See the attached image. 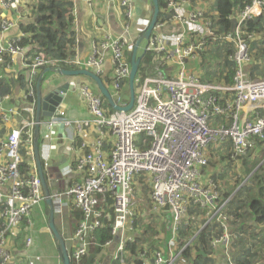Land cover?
<instances>
[{"label":"built area","instance_id":"built-area-1","mask_svg":"<svg viewBox=\"0 0 264 264\" xmlns=\"http://www.w3.org/2000/svg\"><path fill=\"white\" fill-rule=\"evenodd\" d=\"M186 2L165 0V17L155 24L152 36L144 44L146 51L157 54L158 60L140 80L129 111L108 110L97 88L83 85L80 93L89 119L72 122L64 112H58L47 121L50 125H75L77 132L92 126L96 133L91 140L77 142L71 138L79 149L76 163L68 168L74 180L67 189L53 188L50 196L57 218L67 206L82 214L77 229L67 238L73 264H81L88 254L94 243L93 232L102 226L104 217L113 222L110 237L99 255L104 262L99 264H190L195 250L193 241L205 225H216L221 230L211 240L212 250L222 247L225 264H236L231 252L226 251L237 238L226 211L230 196L222 197L225 190L214 178V170H206L210 162L208 147L222 150L224 144L230 143L229 157L236 167L250 140H264V77L250 74L249 42L260 35L245 30L247 21L264 15V0H247L240 10H234L228 16L234 21L229 30H220L215 21L213 0H208L202 9H187ZM0 5L7 8L10 3L0 0ZM121 5L120 33L112 35L98 28L102 36L92 41L85 63L104 72V51H111V97L116 105L124 106L128 99L123 86L130 72L126 51L137 36L132 32L130 2L122 0ZM169 25H174L172 31L163 33ZM14 26V21L0 18V62L9 63L14 56L25 54V46L20 44L23 35L4 37ZM218 45L224 49L222 60L233 63L232 84L225 83L223 77L202 81L203 71L195 66L203 63L206 59L201 57ZM62 64L81 62L72 55L49 60L43 52L32 49L24 66L32 76L42 67L55 71ZM25 93L28 102L21 107L11 101L10 94L0 98V119L7 122L12 116L19 117L15 127L0 140V264H20L13 253V238L23 225L31 224L32 211L39 208L46 218L36 170L29 177L19 171L24 155L28 164L35 166V90L31 79ZM140 135L145 137L140 139ZM147 138H151L149 145ZM40 156L43 168H48L50 153L40 152ZM108 203L113 218L99 208ZM139 205L144 209L138 210ZM190 207L198 211V230L189 239L181 240L179 226L188 221ZM201 220L206 222L200 225ZM161 221L165 223L162 225ZM164 224L168 229H164ZM140 235L148 240L137 241ZM153 240L158 242L154 249ZM30 244L29 237L26 246ZM131 244L135 245L134 251L128 247ZM187 247L191 248L189 258L184 256Z\"/></svg>","mask_w":264,"mask_h":264},{"label":"trees","instance_id":"trees-1","mask_svg":"<svg viewBox=\"0 0 264 264\" xmlns=\"http://www.w3.org/2000/svg\"><path fill=\"white\" fill-rule=\"evenodd\" d=\"M34 3L33 5V14L34 18L29 23H21L20 24V30L23 34L20 44L24 45L29 48L35 49L36 52H43L47 59L49 60H61L66 57H69L70 55H73L72 49H74L75 46V40L76 37L74 36V30L72 29L73 25V15L71 14V8H72V2L71 0H32ZM159 5V15H158V21L161 20L163 16V9L166 6L165 0H157ZM247 0H213V8L215 9L216 15H215V21L219 24L220 30H229L232 27H234V21L230 20L228 16L234 11V10H240ZM145 30V29H144ZM143 30V31H144ZM245 30L246 33H252V34H259V39H254L249 42L250 47V74L254 78H262L264 77V15L255 17L245 24ZM140 34L143 33L142 29L139 30ZM172 30H166V33H170ZM222 46H216L213 49V52L216 57L221 58V53L223 51ZM131 58V52H128L127 59L130 61ZM158 60V56L153 51H146L137 73V77L135 79V85H139L140 80L146 76L147 73L152 71V68L156 61ZM202 65L204 72V81H209L211 78H214L215 76H220L224 78V82L228 84H232V77H233V63L229 62L227 59L224 60V67L221 69V72L216 69H211L210 65H205L203 62ZM51 67V66H50ZM61 67H67L66 65L62 64ZM52 70V69H51ZM54 71V70H52ZM219 72V75H218ZM10 92L9 86L3 85V83H0V98L4 96L5 94H8ZM127 89H126V98H127ZM104 106L112 111V107L107 103L106 99L103 98ZM264 114V112H262ZM79 142V141H77ZM264 143V140H257L253 139L251 142H248V149L245 155H243L240 160L242 162L236 164V167L240 165V167L243 166L247 169V173L249 174V178L245 184H241V182H237L234 184V188H239L240 190H245L246 196L243 197L244 199L247 197V203L246 206L248 208V212L252 213L253 221L250 222V217L248 215L247 218L249 220L248 223L243 224L242 221L238 223V227H244V233L247 231V226L257 224L262 225L264 228V147L262 148H256L257 145L261 146V144ZM252 148L257 151V155L259 154L261 159L257 160V162L252 164V167L249 168L246 164L249 163L248 156L250 155ZM224 150L227 151V157L223 158L224 155L221 154L220 157L218 156V159L221 160L220 162L224 165L225 168H231L234 164L230 161V143L226 144L224 146ZM23 151V150H22ZM250 151V153H248ZM24 155V151H23ZM223 155V156H222ZM216 156V155H212ZM262 163V164H261ZM27 164V165H26ZM27 160L25 159V155L23 157V160L19 164V170L23 177H29L30 175V168ZM238 169V168H237ZM249 181V183H248ZM241 186V187H240ZM232 188V187H231ZM237 193V192H236ZM109 199V198H108ZM99 200H101V197H99ZM242 201V202H243ZM44 204V213L48 215V208L45 202ZM99 208L103 209L104 214H109L113 218V211L112 208L108 205H99ZM242 208V207H241ZM246 214V208H242ZM198 211L195 209V207H190L189 209V219L186 223H183L179 226V236L181 240H187L189 239L195 231L198 229L195 228L197 225V214ZM234 219L239 220L243 215L238 212V209L234 211L233 213ZM201 216V215H200ZM68 233L73 234L74 231L77 229L79 222L81 221L82 214L78 209H71L68 214ZM197 219V220H196ZM196 220V221H195ZM140 223V220H138ZM113 219L110 221H107V219L103 218V224L101 227L97 228L95 232H93V244H91L88 254L83 258L81 261V264H99V262H104L101 257H99L103 244L109 239L110 237V224H112ZM206 221H202V224ZM57 226V222H56ZM216 225H205L203 228L200 229L199 233L197 234L196 238L193 241V248L194 250V256L192 259H190V264H214V260L211 259V240L213 239L214 233L215 236L220 234L221 230L220 228H217ZM164 229H168V225L164 224ZM219 229V230H216ZM60 231V229L58 228ZM264 231V230H262ZM155 233V231L153 230ZM218 232V233H217ZM24 234L26 232H23L22 234H18L16 237H14V246L20 250L23 247L24 243ZM251 236L254 239H257V244L253 243L252 247L254 246V251H250L249 249L246 251L245 254H243V257H238V259L234 258L233 260L236 264H251V260L249 257V254L251 257H253L255 254H257V250L260 249L258 246H262V250L264 251V235L262 236L260 232L255 233V231H251ZM261 235V236H260ZM241 238V236H240ZM147 241L148 238H146L143 235H140L137 237V241L143 242ZM158 242L156 240H153L151 246L154 249ZM71 245V243H70ZM57 246V245H56ZM66 246L69 248V246L66 244ZM232 249H237L231 245ZM131 250H135V245L131 244V246H128ZM69 251H71V248H69ZM190 251L191 248L187 247V249L184 251V256L186 258L190 257ZM250 251V252H249ZM196 252V253H195ZM232 252V251H231ZM233 254V252H232ZM259 255V254H258ZM70 264H73L70 262ZM116 264V263H113ZM219 264H225L221 261Z\"/></svg>","mask_w":264,"mask_h":264},{"label":"crops","instance_id":"crops-1","mask_svg":"<svg viewBox=\"0 0 264 264\" xmlns=\"http://www.w3.org/2000/svg\"><path fill=\"white\" fill-rule=\"evenodd\" d=\"M9 1V7L5 8L0 5V18H6L14 21L15 26L11 28L7 33H5L4 37L10 38L12 36H20L23 35L20 30L21 23H29L34 18V10H33V1L32 0H6ZM119 0H92L91 5L85 0H73V25L72 29L74 30V36L76 37L75 46L72 57L81 58L83 61L87 59V57L91 54V46L92 41L96 40L97 37L102 36V31L98 28H104L107 32L112 35H117L120 33L121 22H122V8L118 3ZM135 1V0H133ZM149 3L150 0H148ZM142 4L147 7L144 0H141ZM188 8L187 9H202L207 6L208 0H187L186 2ZM152 5V4H151ZM212 7V5H211ZM166 8V6H165ZM165 8L163 9V17H165ZM214 9V8H213ZM136 17L140 19H144L143 22H135ZM144 15L141 17L135 13V17L132 21V32L133 34H137L136 28L143 26L145 23ZM136 23V24H135ZM174 25H169L163 29V33H166V30H171ZM33 48H29L25 46V54H18L14 56L13 60L8 63L7 60H2L0 62V83L3 85L9 86L11 101H13L18 107L27 104L26 93L25 90L28 87V82L31 79L33 83L34 90L36 88V83L39 78H41V89L42 91H47L51 88L61 87L67 84V91L64 93L62 101L60 102L56 114L58 112H64L65 118L70 121H81L87 120L90 117L89 111L87 109L86 103L81 97L80 87L82 85H89L96 89L92 79L87 77L86 75L81 74H63L58 71H52L48 67H42L36 71L34 75H30L28 69L24 66V63L28 60V57L31 56ZM128 52H130L131 47H128ZM141 51V50H140ZM126 54L127 51H126ZM71 57V55L69 56ZM193 61L190 60L189 64H192ZM199 68L203 69L202 61L201 63L195 64ZM111 51H104V83H108V76L111 73ZM63 69L68 70H78V69H86L85 66L81 67H72L67 66L63 67ZM126 89V88H125ZM97 90V89H96ZM85 117V118H84ZM48 118L43 117L40 121L39 125V142H40V152L41 155L44 152H49L51 157L49 159V163L51 167H57L62 174V180H67L68 185L71 184L74 180V176L72 173L68 171L70 166H73L78 159V150L76 149V143L73 145L72 137H75L79 141L80 140H91L95 137L96 133L92 126L84 127L82 131L77 132L75 125L66 126L63 123L58 122L56 125H50L47 123ZM19 117L12 116L7 122H3L0 119V140H2L5 135L9 132V130L18 123ZM78 136V137H77ZM76 149V150H75ZM221 162H218V166ZM222 164V163H221ZM30 165V173L33 174L36 170L33 164ZM49 166V167H50ZM223 169L225 168L222 164ZM238 168V169H237ZM242 168L240 165L238 167H229L226 168L228 171V175L225 181L229 184H235L232 182L231 173L238 172ZM216 167L209 169L213 172ZM32 171V172H31ZM37 173V170H36ZM62 180L60 182H62ZM57 188V186L53 187ZM50 189V191L53 190ZM237 189V190H236ZM235 194L239 188H236ZM234 194V196H235ZM233 196V195H232ZM42 210L44 209V204L42 203ZM72 208L67 206L64 208V213L60 217V220L66 219L68 220L69 211ZM238 208H234L236 210ZM238 212L242 214V211L238 209ZM47 216V215H46ZM59 218V217H58ZM242 218V217H241ZM42 221L44 222V218L41 215V209L35 208L31 214V224L28 226L29 236L32 237L33 242L30 247L24 248V246L18 250L15 246V249L19 251L20 255V264H28L29 261L32 264H61L59 255L57 254L54 257L51 254L50 248L46 251L44 248V240L42 239L47 235V225L43 227L41 225ZM251 222V221H250ZM245 223V222H244ZM246 224V223H245ZM256 228L259 229L258 232H261L263 229L262 225L253 224ZM247 232H245L246 234ZM244 234V235H245ZM27 234H24V238ZM241 236V235H240ZM42 239V241H40ZM36 242V243H35ZM35 246V247H34ZM56 246V245H54ZM71 246V245H69ZM41 250L45 254H32L34 250ZM32 250V251H31ZM58 252V250H57ZM222 250L217 249L211 253V256L217 260L218 264L221 263L222 259Z\"/></svg>","mask_w":264,"mask_h":264},{"label":"water","instance_id":"water-1","mask_svg":"<svg viewBox=\"0 0 264 264\" xmlns=\"http://www.w3.org/2000/svg\"><path fill=\"white\" fill-rule=\"evenodd\" d=\"M152 3V14L149 20V23L146 29L141 33L135 42L131 45V58H130V72L128 77V101L127 104L124 106L116 105L107 89L104 85L100 77H98L92 70L86 69H78V70H68V69H59L55 70L61 72L63 74H81L86 75L87 77L91 78L94 82V85L98 88V91L101 95L106 99L107 103L115 110H124L129 111L134 103H135V79L137 77V73L139 70V66L141 60L146 52V47L143 46L141 53H139V49H141L142 44L148 42L150 36L153 34V30L155 24L158 20L159 15V5L157 0H150ZM41 78L37 80L36 88H35V120L36 125L34 129V140H33V150H34V162L35 167L37 170V175L41 181L42 192L44 195V202L48 208V228L51 232V235L54 239L55 244L57 245L60 261L62 264H70V256L68 253V249L66 247L65 239L61 232L58 230L55 224V216H54V205L51 199L50 189L57 186V189H67L68 188V181L62 180L60 170L57 167H48L43 168L41 163V156H40V142H39V125L40 121L43 117H47L49 121L50 117L53 116L62 101L64 93L67 91V84L51 88L47 91H42L41 87ZM62 180V182H60Z\"/></svg>","mask_w":264,"mask_h":264},{"label":"rangeland","instance_id":"rangeland-1","mask_svg":"<svg viewBox=\"0 0 264 264\" xmlns=\"http://www.w3.org/2000/svg\"><path fill=\"white\" fill-rule=\"evenodd\" d=\"M144 1H145L144 4H146L148 6V9H147V7H145L142 4L141 0L133 1L134 2V8H133L134 14L137 13L140 17L142 15H144V17H146L147 15H149L150 9L152 10L151 3H149L148 0H144ZM145 20L148 21L149 20V16L147 18H145ZM140 21H141V19L139 17H136L135 22H140ZM145 24H146V22H145ZM141 27H142V25L140 27L136 28V31L139 34H140L139 30H141ZM131 48H132V46H131ZM140 50L141 49H139V52H141ZM208 56H211L214 59H217V57L215 56L214 52L211 53L210 55H205L204 54V56H202L201 58L202 59L203 58L207 59ZM135 87H136L135 88V92L137 94V85H135ZM218 94L220 96L223 95L220 92ZM221 101L223 102L222 99H221ZM251 141L252 140H250V142ZM224 146H226V144L223 145L222 150H221L220 147L219 148L218 147H213L211 145L208 147V151L210 153V155H209L210 162H209L208 166L206 167V170H209V169H211L213 167H216V169L214 170V174H215L216 177L214 176V178L216 179V181H219L222 184L221 187H223V189L225 190V192H223L222 197L226 198L228 196V199H229V196H230L229 203L226 206V211L229 213V217H231V220H230L231 231L234 234L237 235V238L232 242V244H233V246L235 248H238V249H237V251H236V249H232V252H233L232 255H234L235 259H238L239 256H241V258H242L243 254H245L248 249L250 251H254V246L252 247V245H253V243L257 244L258 242H257V239L252 238L250 233H251V231H255V233H257L259 231V229L256 228L254 225H249V227L247 226V228H246L247 229V231H246L247 233L245 234L244 233V227H241V226L238 227L237 226L238 223H240V221H242L243 224H245L244 221L246 223L249 222V220H248L246 215H248L250 217V221H253V218H252L253 215H252V213H249L248 212V208L245 207L246 203H247V200H248L247 197L243 201V197L246 196V193L244 192L245 190L244 191L243 190L237 191V193L235 194V191L237 189L234 188V186H233L234 184H229V183H226V181H225L226 177L227 176L229 177L228 171L226 170V168L223 169V167H221V166L219 167L218 164H217L218 162L221 161V160L218 159V156L220 157V155L223 154L224 155L223 158L227 157V155H226L227 151L224 150ZM262 147H264V143H262L261 146H259V145L256 146V148H262ZM248 153H250V151H248ZM214 154L216 156H212ZM261 157L262 156H260L259 154L257 155V151L252 148V151H251L250 155L248 156L249 163L246 164V165L249 168H251L252 164L257 162L258 158L260 160ZM220 158L223 159L222 157H220ZM228 162H231V164H232L233 161H228ZM239 162H242V161L239 160L238 163ZM233 168H235V166ZM263 169H264V167H263ZM238 172L240 173V175H238V173L236 171L231 173L232 174L231 175L232 182H235V184L237 182H241V184H245L247 182L248 178H249V176H248L249 174L247 173V169L243 166V164H242V168H240V170ZM248 183H249V181H248ZM234 194H235V196H234ZM227 200L225 202H227ZM241 207L242 208H246L247 214L245 212H243L244 210ZM234 208H238L240 211H242L243 217L240 218L239 220H235L234 219V216L232 214L234 211H236V210H234ZM137 209L141 211L142 209H144V207L139 205L137 207ZM163 219H165V217H163L162 219H160V217H158V220H163ZM55 220L57 222V227L60 229V232L66 237L70 236L71 234L68 233V225H67L66 219L60 220V218H56L55 217ZM202 221L203 220H201L200 225L202 224ZM165 222H166V220H165ZM165 222L161 221V224L163 225V223H165ZM153 223H154V225H156L158 223L157 218L153 219ZM41 225H43V227L45 226L43 221H42ZM162 229H163V226H162ZM153 230L154 229H152V235H155L156 232L154 233ZM262 230H264V228ZM262 230H261L260 233L263 236L264 235V231H262ZM213 233H214V235L216 234L215 232H213ZM240 235H241V238H240ZM234 236L235 235H233V237ZM42 239H45L44 242H43L45 250L47 251L48 248H50L49 252L51 254H53L54 257H56V255L58 254V252H57L58 249H57L56 246H54L55 244L53 242V239H52L50 233L47 232V235L44 236ZM42 239L40 241H42ZM258 247H260V249L257 250V254H255L253 257H251L250 253H248L249 257H250V260L252 261L251 264H264V251L262 250V246H258ZM226 251L229 252V250H226ZM34 253L45 254L41 250H36L35 248L32 251V254H34ZM222 254H223V252H222ZM211 259L214 260V264H218L217 260H215L212 256H211Z\"/></svg>","mask_w":264,"mask_h":264},{"label":"clouds","instance_id":"clouds-1","mask_svg":"<svg viewBox=\"0 0 264 264\" xmlns=\"http://www.w3.org/2000/svg\"><path fill=\"white\" fill-rule=\"evenodd\" d=\"M152 4V3H151ZM160 12V11H159ZM215 15H216V13H215ZM157 22H159L158 20H157ZM156 22V23H157ZM211 53H213V52H211ZM211 53H209V55L211 54ZM223 61V62H222ZM204 63H205V65H210L211 66V69H216V70H218V71H220L221 72V69L224 67V65H223V63H224V60H222V58H218L217 57V59H214L213 57H211V56H208V58L204 61ZM61 69H63V67H61ZM202 71H203V74H202V76H201V79H202V81H204L203 80V77H204V70L202 69ZM218 75H219V72H218ZM221 78L220 76H215L214 78ZM213 78H211L209 81H211ZM209 81H207V82H209ZM138 87V86H137ZM136 88V87H135ZM135 97H136V94H135ZM127 99H128V97H127ZM143 137H145L144 135H140L139 136V138L140 139H143ZM147 141H148V145H149V143H150V141H151V138H147ZM147 145V146H148ZM50 193H51V191H50ZM44 196V195H43ZM45 215H47V214H45ZM48 216V215H47ZM47 216H46V218H44V222H45V224L47 225V231L50 233V235H51V232H50V230H49V228H48V219H47ZM54 216L56 217V215H55V213H54ZM57 218V217H56ZM54 220H55V218H54ZM230 222V221H229ZM55 224H56V220H55ZM57 227V226H56ZM231 227V226H230ZM58 228V227H57ZM23 232H26V234H27V236L24 238V243H23V246H24V248H27V247H30L31 246V244H32V242H33V239H32V237L31 236H29V232H28V226L27 225H23L22 226V230L20 231V232H18L17 233V235L18 234H22ZM62 234V233H61ZM16 235V236H17ZM63 235V234H62ZM72 235V234H71ZM70 235V236H71ZM15 236V237H16ZM70 236H64L63 235V237H64V239H65V243L69 246L70 245V242L69 241H67V238L68 237H70ZM215 236V235H214ZM213 236V237H214ZM31 238V244L29 245V246H26V239L27 238ZM51 237H52V235H51ZM14 239L15 238H13V253L17 256V258L20 260V255H19V251L17 250V249H15V247H14ZM52 239H53V237H52ZM53 242H54V239H53ZM54 244H55V242H54ZM56 245V244H55ZM231 245H232V243H231ZM230 245V250H229V252H231L232 251V246ZM57 247V246H56ZM67 247V246H66ZM58 249V248H57ZM67 249H68V253H69V248L67 247ZM219 249H221L223 252H224V249L222 248V247H220ZM214 250H212V252H213ZM217 251V250H216ZM215 251V252H216ZM58 255H59V252H58ZM231 255H232V252H231ZM60 258V257H59ZM233 258V257H232ZM61 260V259H60ZM222 262H224L223 261V256H222V259H220ZM70 262H71V260H70ZM225 263V262H224ZM62 264V263H61Z\"/></svg>","mask_w":264,"mask_h":264},{"label":"flooded vegetation","instance_id":"flooded-vegetation-1","mask_svg":"<svg viewBox=\"0 0 264 264\" xmlns=\"http://www.w3.org/2000/svg\"><path fill=\"white\" fill-rule=\"evenodd\" d=\"M129 2H130V4H131V10H132V17H131V25H132V21H133V19H134V17H135V14H134V11H133V8H134V2H133V0H128ZM121 2H122V0H119L118 1V3L120 4V7L123 9V6L121 5ZM151 14H152V10L150 9V11H149V20H150V18H151ZM149 20L148 21H146L145 20V22H146V24L144 23V25L141 27V29H142V31L144 30V29H146V27H147V25H148V23H149ZM144 21V19H141V21L140 22H143ZM137 23V22H136ZM135 23V24H136ZM140 34L137 32V34H136V36L138 37ZM152 36V35H151ZM150 36V37H151ZM137 37H136V39H137ZM135 42V41H134ZM143 46H144V43L142 44V47H141V51H142V49H143ZM131 47V46H130ZM131 50H132V48H131ZM131 50H130V52H131ZM127 53H128V50H127ZM139 53H141V52H139ZM127 56H128V54H126ZM79 59V62H81V64H72L71 66L72 67H81V66H85L86 67V70H92L98 77H100V79L102 80V82L104 83V74H105V71L103 72V71H101V72H99V71H97L96 69H95V67H93V66H90V65H88L87 63H85V61H87V59H88V57H87V59L85 60V61H83L81 58H78ZM129 63H130V61H129ZM91 79V78H90ZM92 82H93V80H92ZM94 83V82H93ZM104 85L107 87V89H108V91H109V93H110V95H111V93H112V88H111V73H110V75L108 76V83L107 84H105L104 83ZM83 86V85H82ZM81 86V87H82ZM95 87H96V85H94ZM80 87V88H81ZM97 88V87H96ZM123 88H126L127 89V92H128V94H127V97H128V95H129V89H128V79L126 80V83H124V86H123ZM126 89H125V91H126ZM97 90H98V88H97ZM112 96V95H111ZM102 98H104V97H102ZM105 99V98H104Z\"/></svg>","mask_w":264,"mask_h":264},{"label":"bare ground","instance_id":"bare-ground-1","mask_svg":"<svg viewBox=\"0 0 264 264\" xmlns=\"http://www.w3.org/2000/svg\"><path fill=\"white\" fill-rule=\"evenodd\" d=\"M85 118V117H84ZM78 137V136H77ZM80 140V139H79ZM74 145V143H73ZM76 150V149H75ZM27 165V164H26ZM30 168V167H29ZM20 171V170H19ZM32 172V171H31ZM31 174V173H30ZM26 177V176H25ZM218 228V227H217ZM216 230H219V229H216ZM218 233V232H217ZM221 233V232H220ZM219 234V233H218ZM196 253V252H195ZM195 257V256H194Z\"/></svg>","mask_w":264,"mask_h":264}]
</instances>
